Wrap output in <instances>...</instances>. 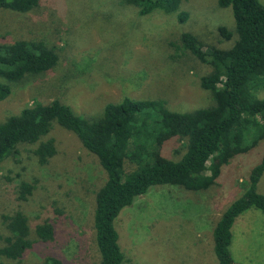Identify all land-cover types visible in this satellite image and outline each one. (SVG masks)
<instances>
[{
	"label": "rangeland",
	"instance_id": "obj_1",
	"mask_svg": "<svg viewBox=\"0 0 264 264\" xmlns=\"http://www.w3.org/2000/svg\"><path fill=\"white\" fill-rule=\"evenodd\" d=\"M179 9L187 13L183 22L177 11L140 15L135 6L118 0H40L29 12L0 11V41L41 39L58 53L50 71L11 84V93L0 101V121L35 101L51 99L88 118L125 96L163 99L175 111L208 105L210 94L199 78L211 68L183 49L179 37L189 31L206 45L227 46L230 41L219 27L234 29L231 8L220 7L218 0H182ZM46 139L52 140L51 148L23 144L16 156L0 163V247L10 234L3 215L15 216L12 223L25 222L35 240L19 264H40L47 255L66 264H99L92 215L105 172L72 131L55 124ZM179 145L168 142L162 152L177 158ZM263 155L264 140L222 165L215 184L206 190L161 184L135 198L114 221L123 264H217L214 224L244 192L253 165ZM219 159L208 163L209 174L215 173ZM134 166L126 161L124 171ZM22 181L35 184L26 199L18 197ZM258 190L264 194V172ZM47 222L53 238L48 240L45 229H39L41 240L35 230ZM232 232L233 259L264 264V213L248 209L237 217ZM0 264L17 262L0 255Z\"/></svg>",
	"mask_w": 264,
	"mask_h": 264
},
{
	"label": "trees",
	"instance_id": "obj_2",
	"mask_svg": "<svg viewBox=\"0 0 264 264\" xmlns=\"http://www.w3.org/2000/svg\"><path fill=\"white\" fill-rule=\"evenodd\" d=\"M133 5L140 15L155 10L176 12L180 21L187 13L180 10L182 0H118ZM40 0H0V11L25 13ZM230 7L234 29L220 26L219 33L230 41L227 46L206 45L193 33H180L183 49L211 68L199 78L201 88L210 94L211 103L189 111L167 108L163 99H135L125 96L104 104L97 116L77 114L59 99L35 101L16 114L0 121V163L18 154L23 144H46L54 125L72 131L83 148L94 154L105 172L104 183L94 195L92 225L100 256L99 264H123L114 221L138 196L161 184L178 185L190 191H203L215 184L222 165L237 155L249 153L264 140V4L259 0H218ZM58 61L53 46L41 39L0 41V101L11 93V84L25 76L50 71ZM180 143L177 158L166 157L162 149L168 142ZM39 150V149H37ZM54 150L47 156H51ZM176 155V154H175ZM220 156L215 173L209 162ZM48 158V157H47ZM134 168L124 171L125 162ZM264 172V155L253 165L244 192L223 210L212 229L213 251L217 264L236 262L231 254L232 226L248 209L264 213V194L258 190ZM35 184L22 181L19 198L26 199ZM16 215L22 216L20 213ZM23 217V216H22ZM15 216L3 215L9 230L0 255L17 264L35 242L28 225L14 224ZM14 224V225H13ZM53 238L47 222L36 227V235ZM40 264H66L47 255Z\"/></svg>",
	"mask_w": 264,
	"mask_h": 264
}]
</instances>
